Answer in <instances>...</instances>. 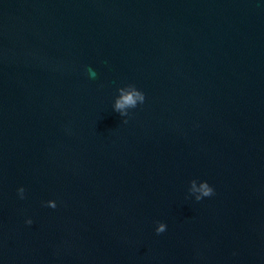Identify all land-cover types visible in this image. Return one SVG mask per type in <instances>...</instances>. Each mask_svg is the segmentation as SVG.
Instances as JSON below:
<instances>
[{
	"label": "water",
	"instance_id": "95a60500",
	"mask_svg": "<svg viewBox=\"0 0 264 264\" xmlns=\"http://www.w3.org/2000/svg\"><path fill=\"white\" fill-rule=\"evenodd\" d=\"M0 264H264V3L0 0Z\"/></svg>",
	"mask_w": 264,
	"mask_h": 264
},
{
	"label": "clouds",
	"instance_id": "9594fccd",
	"mask_svg": "<svg viewBox=\"0 0 264 264\" xmlns=\"http://www.w3.org/2000/svg\"><path fill=\"white\" fill-rule=\"evenodd\" d=\"M261 2L264 3V0H261ZM130 92H131V95H129L128 93H125L122 96V98L117 101V104H116L117 109H123L126 104H134L136 101H139L141 103H143L145 101V94L143 91L132 88L130 90ZM198 191L200 192L201 195L198 196L197 199H200L201 196H203V197L212 196L214 194L215 190H214V187L210 183L205 181V182L201 183ZM25 223L31 224L32 223L31 218L26 219ZM165 230H166L165 225L160 224L159 227L156 229V232L159 234L161 232H164Z\"/></svg>",
	"mask_w": 264,
	"mask_h": 264
}]
</instances>
